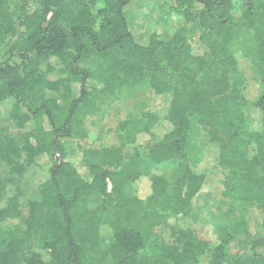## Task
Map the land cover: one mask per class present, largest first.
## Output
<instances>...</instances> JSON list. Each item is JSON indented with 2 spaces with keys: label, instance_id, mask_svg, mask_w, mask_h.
Wrapping results in <instances>:
<instances>
[{
  "label": "trees",
  "instance_id": "1",
  "mask_svg": "<svg viewBox=\"0 0 264 264\" xmlns=\"http://www.w3.org/2000/svg\"><path fill=\"white\" fill-rule=\"evenodd\" d=\"M173 3L180 26L164 40L137 23L150 0H0V109L15 129L0 126V236L19 230L0 243V264H264V80L250 123L232 50L250 38L264 73V0ZM129 83L167 97L165 114L121 121L116 144L67 152L63 140L87 139L89 117ZM207 148L222 199L245 208V258L230 253L235 236L216 244L183 225L202 203ZM46 157L49 175L34 183ZM144 183L147 196L130 194Z\"/></svg>",
  "mask_w": 264,
  "mask_h": 264
},
{
  "label": "rangeland",
  "instance_id": "2",
  "mask_svg": "<svg viewBox=\"0 0 264 264\" xmlns=\"http://www.w3.org/2000/svg\"><path fill=\"white\" fill-rule=\"evenodd\" d=\"M174 0H150V5L142 9L141 18L138 19V24L144 26H150L152 29H157L158 33L164 40H168L176 29L180 26L178 17L171 13V5ZM239 13H237V17ZM146 29V28H145ZM144 29V30H145ZM194 41H198V33L192 34ZM257 46L254 42L248 38H242L236 45L232 47L234 53L238 56L240 74L245 77L242 90L245 98L248 100V107L246 109L247 121L250 123L253 120L252 104L259 97L264 73L261 68V62L252 57ZM247 53V54H246ZM94 64V61L86 63L82 68H90ZM130 83L126 87L117 89V91L102 100V105L98 113L89 117L87 121V128L89 131V137L85 140L79 139H66L63 140L67 152L75 156H79L80 146L93 145V146H105L110 144H116L117 139L115 137V131L119 123L127 118L137 120L147 110L158 112L159 114H165L168 106L167 97H154L151 90L147 89L143 83H138L134 87L130 88ZM10 107L8 104L1 106L0 109V126L4 128H11L14 131L12 121L9 116ZM216 153L214 149L207 148L206 156L199 165V169L208 172L209 178L201 193V206L194 213L191 220H186L183 225L193 228L201 237L210 240L213 243H218L220 237L235 236L230 244L231 255L240 256L245 258L247 251V244L249 237L243 233L241 226V219L245 217V208L236 204L233 201L222 199V180L224 178L223 173L216 167ZM46 170L34 172L31 179L34 183H39L47 178L48 169L50 168V161L48 157L42 158L39 161ZM143 168L156 175L165 177L172 181L177 176V172L171 163H162L158 165L146 162L143 164ZM0 174L2 169L0 168ZM136 187L130 186L129 192L132 195L147 196L150 192L147 183H144ZM20 207L24 212L26 210V203L22 199L20 201ZM261 214L254 212L251 217V229L255 231L256 222L260 219ZM175 221L172 220L174 224ZM1 226L0 243L8 240L12 235H18L19 230L16 226ZM110 238H107L102 244V249H105L108 245ZM39 251L43 252L41 246Z\"/></svg>",
  "mask_w": 264,
  "mask_h": 264
}]
</instances>
